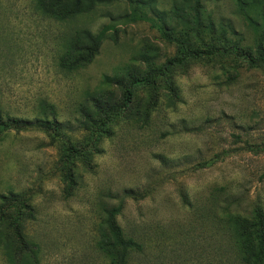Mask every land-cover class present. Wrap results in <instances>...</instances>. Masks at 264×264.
Instances as JSON below:
<instances>
[{"label": "rangeland", "instance_id": "374dc122", "mask_svg": "<svg viewBox=\"0 0 264 264\" xmlns=\"http://www.w3.org/2000/svg\"><path fill=\"white\" fill-rule=\"evenodd\" d=\"M144 1L143 13L161 14L157 23L174 28L176 39L202 47L177 21L191 0ZM245 1L248 13H264V0ZM201 6L253 46L257 34L236 0ZM86 11L56 22L32 0H0V104L29 124L0 136V210L9 217L0 239L16 240L14 226H22L39 264H109L95 246L98 224L104 206L122 201L117 224L141 245L127 264H218L230 239L219 230L224 213L264 210V68L233 52L189 60L155 89L129 88L128 105L102 131L84 130L80 113L94 111V94L120 102L131 76L178 54L150 23L122 22L131 13L126 1ZM109 24L115 29L90 61L73 72L58 68L72 32L97 34ZM41 101L55 108L46 130L35 124ZM0 264H8L1 247Z\"/></svg>", "mask_w": 264, "mask_h": 264}, {"label": "trees", "instance_id": "16d2710c", "mask_svg": "<svg viewBox=\"0 0 264 264\" xmlns=\"http://www.w3.org/2000/svg\"><path fill=\"white\" fill-rule=\"evenodd\" d=\"M117 1H126L131 8V13L121 17L123 23H150L158 30L163 40L168 43H176L178 54L169 58L161 67L150 64L145 75L131 76L127 83L122 86L126 95L122 97L120 102L105 98L104 92L94 94L91 99L94 111L91 112L89 108H84L80 113L82 119L80 128L84 130L102 131L111 122L120 107L128 105L129 88L150 86L155 89L160 84L159 80L170 79L171 72L177 66L183 65L189 60L217 57L223 53L233 52L236 56L244 57L250 67L264 68V13H257V15L248 13V5L245 0H236V2L239 14L243 17L247 28L257 34L252 47H245L249 45L247 40L231 29L229 24L219 22L216 25L207 19L202 11L201 0H191L190 10H187L184 14L176 13V15L179 25L186 31L192 32L201 42L202 47L194 49L187 45L185 39L175 38L174 28L168 29L165 25L157 23L158 21L162 22L163 17L161 14L158 13L152 18L147 13H143L142 8L147 4L144 0H32V3L39 15L56 22H67L97 4H112ZM250 1L255 3V0ZM114 29V25L109 24L102 26L97 34H92L86 29L72 32L65 39L63 52L57 63L58 68L66 72L80 69L87 61L92 59L100 43ZM229 36L238 38L236 41H231ZM203 37H209L210 43L203 41ZM212 40L219 42L220 45L211 44ZM238 42H243L245 46ZM168 76L169 78H167ZM104 78L107 81L108 77ZM40 109L35 124L38 128L41 127L42 130H46L49 124L54 122L50 121L48 123L46 118L54 114L55 108L46 101H41ZM27 123L23 119L5 116L0 104V136L12 127L22 126L21 124L28 126ZM122 210V201L115 206H104L98 224V240L95 246L108 260L109 264H127L133 252L141 251V245L133 237L126 236L117 224V217ZM29 214V216H32L31 211H29ZM248 214L231 211L224 213V220L221 223L222 228L220 227L219 230L222 229V234L228 233L230 239L226 250L223 251L225 253H222L218 260V264H264V210L255 207ZM5 221H9V217L5 215L4 210H0V222ZM15 221L19 222L16 219ZM14 227L16 240L0 239V247L3 249L7 263L39 264L37 259L38 247L30 241L22 226L17 227L15 225ZM16 243L20 245L19 249L15 247ZM230 246H232V250L228 251L227 248L229 249Z\"/></svg>", "mask_w": 264, "mask_h": 264}]
</instances>
